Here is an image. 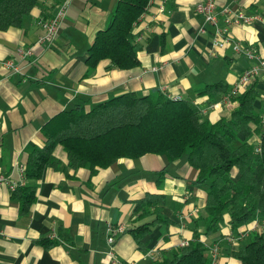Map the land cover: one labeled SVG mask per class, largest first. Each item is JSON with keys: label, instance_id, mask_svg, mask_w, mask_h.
<instances>
[{"label": "crops", "instance_id": "crops-1", "mask_svg": "<svg viewBox=\"0 0 264 264\" xmlns=\"http://www.w3.org/2000/svg\"><path fill=\"white\" fill-rule=\"evenodd\" d=\"M197 1L150 0L133 26L140 45L139 63L128 69L108 67L109 59H101L88 70L85 62L88 46L108 24L117 0H69L49 45L36 43L43 32L37 20L54 13L56 0H40L20 26L0 30V59L15 56L18 47H32V55L16 57L24 73L0 65V173L16 185L32 182L20 165L42 143L43 124L76 103L88 108L121 92L146 94L158 89L170 97L192 100L211 122L228 116L237 103L217 102L251 63L242 50L253 46L264 57V0H215L217 10L229 6L257 17L230 23L228 40L216 35L215 25L195 9ZM217 25H225L222 15ZM216 82H222L225 91H202ZM251 83L257 89L255 108L262 114L264 77L252 78L246 87ZM256 138V134L251 137ZM54 154L60 159L59 167L44 169L27 211L20 210L9 186L0 185V264H110L106 252L110 223L123 226L115 238L116 254L133 264H152V255L158 257L162 250L191 239L194 232L206 245L219 244V263L240 264L229 252L236 244L230 243L227 223L205 232L206 190L194 183L196 170L186 153L173 161L157 153L123 157L93 174L85 167L65 170L61 145ZM149 192L164 199L156 210L151 206V213L142 216L135 211L136 200ZM156 211L167 221L152 225L144 237L147 252H142L129 230L151 220Z\"/></svg>", "mask_w": 264, "mask_h": 264}, {"label": "trees", "instance_id": "trees-1", "mask_svg": "<svg viewBox=\"0 0 264 264\" xmlns=\"http://www.w3.org/2000/svg\"><path fill=\"white\" fill-rule=\"evenodd\" d=\"M39 1L0 0V30L20 26ZM149 2L117 0L108 24L96 32L87 48L88 70L101 59H109L108 67L125 69L139 63L140 45L133 26ZM222 86V82L210 83L202 91H225ZM256 95L255 83L249 84L236 96L237 105L230 114L213 122L202 116L192 100L170 97L158 89L146 94L121 92L88 108L76 103L43 124L42 143L31 149L24 164V175L32 182L16 185L11 195L22 212L30 208L36 180L45 168L59 167L60 159L54 154L57 145L66 153L65 170L85 167L91 174L123 157L157 153L173 161L186 153L196 170L194 183L206 190L205 232L227 223L237 236L239 227L255 220L257 226L229 252L240 264H264V111L257 112ZM254 134L255 141L251 139ZM159 172L163 174L164 169ZM163 199L160 193H146L136 200L135 211L149 214L151 206L156 210ZM163 221L166 217L156 211L151 220L130 228L142 252L148 249L145 235ZM209 251L210 246L194 232L186 245L162 250L152 264H209Z\"/></svg>", "mask_w": 264, "mask_h": 264}, {"label": "built area", "instance_id": "built-area-1", "mask_svg": "<svg viewBox=\"0 0 264 264\" xmlns=\"http://www.w3.org/2000/svg\"><path fill=\"white\" fill-rule=\"evenodd\" d=\"M69 0H56V10L54 13L44 14L39 16L37 22L38 25L41 27L43 32L39 35L36 40V43H44V44H51L55 35L57 34L61 19L65 13L66 6ZM166 1V0H162ZM162 9V5H161ZM195 9L202 13L204 20L208 23L215 25V32L216 35L222 36L224 40H228L232 36L229 33L228 25L230 23H239V22H247L252 20L253 18H257L255 15H245L241 11L235 12L229 6H223L220 10L216 9V1L215 0H198L195 4ZM143 15V13L138 17V19ZM222 15L223 20L225 21L224 26H218V17ZM203 31L202 28H200ZM234 47L239 50L240 47L237 43L234 44ZM242 53L251 60V63L246 67V69L239 75L238 79L235 81L233 86L230 90L224 94L220 101L217 102V105L220 102H225L229 105L233 103H237L236 96L242 92L246 85L251 81L252 78L258 77L262 75L264 77V57L257 51V49L253 46H248ZM32 55V47L28 46L26 48L18 47L15 50V56H8L6 58L0 59V65L4 66L8 70L16 73H24V66L20 64V62H16V57H24L27 58L28 56ZM215 105V106H217ZM25 166L22 164L20 165V171L24 174ZM0 185H7L10 189H14L16 186V182L8 177L4 173H0ZM253 228L257 226L256 221L254 220ZM252 228L246 227L243 230H238L239 235L234 236L231 235L229 240L230 243L236 244L238 243L239 238H243L248 234V232ZM123 230V226L121 224H113L110 223L107 228V235H106V252L109 255L110 264H133L132 261L122 260L116 254L114 249V242L116 235ZM188 240H182L179 245H186ZM219 244H213L210 246L209 257L210 263L209 264H218L219 263ZM151 254V252H150ZM155 255H152V258H155Z\"/></svg>", "mask_w": 264, "mask_h": 264}]
</instances>
